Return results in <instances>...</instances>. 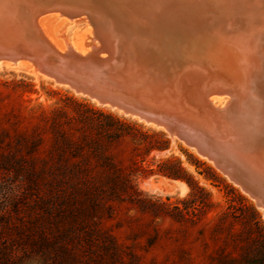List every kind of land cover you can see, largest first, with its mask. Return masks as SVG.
Here are the masks:
<instances>
[{
	"label": "trees",
	"instance_id": "trees-1",
	"mask_svg": "<svg viewBox=\"0 0 264 264\" xmlns=\"http://www.w3.org/2000/svg\"><path fill=\"white\" fill-rule=\"evenodd\" d=\"M68 100L74 115L0 109V264H197L188 224L206 213L210 194L178 159L148 160L168 136ZM138 136L143 149L130 145ZM148 175L185 182L190 198L180 206L144 193L138 182ZM240 198L243 230L227 227L224 213L212 237L219 248L202 264H264L261 214ZM167 218L182 228L162 231L157 220Z\"/></svg>",
	"mask_w": 264,
	"mask_h": 264
},
{
	"label": "bare ground",
	"instance_id": "bare-ground-1",
	"mask_svg": "<svg viewBox=\"0 0 264 264\" xmlns=\"http://www.w3.org/2000/svg\"><path fill=\"white\" fill-rule=\"evenodd\" d=\"M20 1L0 0V22L22 15ZM130 3V10L116 2L106 4L102 10H92L91 22L97 29L119 24L151 26L146 33L174 50L181 63L180 73L173 81L168 80V85L175 86L179 95L183 88L192 85L199 93V106H191L193 102L189 105V99L181 96L185 107L190 106L188 110L184 108L185 119L192 125L204 126L225 154L255 174L264 189V0H130ZM28 5L34 14L41 12L40 8ZM56 16L60 18L57 13ZM43 18L39 17L37 25L32 26L36 35L64 53L70 47L65 40L67 33L60 28L52 35L46 31ZM58 32L64 35V40L59 41ZM29 40L35 43L33 36ZM1 41L9 45L15 38L9 39L4 34ZM85 42L86 39L79 47L72 43L71 50L86 53ZM11 64L24 66L20 59ZM224 95L229 100L219 108L214 97ZM243 126L249 129L247 136Z\"/></svg>",
	"mask_w": 264,
	"mask_h": 264
},
{
	"label": "water",
	"instance_id": "water-1",
	"mask_svg": "<svg viewBox=\"0 0 264 264\" xmlns=\"http://www.w3.org/2000/svg\"><path fill=\"white\" fill-rule=\"evenodd\" d=\"M23 1L18 4L24 11L22 15L0 22V36L3 37H0L1 63L20 59L55 84L67 87L77 95L177 137L211 161L254 199L258 208L264 209V189L258 184L256 175L228 157L204 126L192 125L185 119L184 98L175 91V86L167 83L168 80L173 81L181 71V63L174 50L146 33L151 26L119 24L97 29L91 22L92 10H102L112 2L130 10V0ZM29 3L40 8L41 12L34 14ZM53 13L69 19L80 18L89 23L92 33L85 42L86 53L71 50L74 42L69 32H66V38L59 34L62 40H67V47L70 46L64 53H59L44 38L36 35L32 26L37 25L39 17ZM103 13L107 14L106 11ZM4 34L9 39L15 38V41L4 45L1 41ZM30 36L34 37L35 43L29 40ZM242 128L247 136L249 129L245 126Z\"/></svg>",
	"mask_w": 264,
	"mask_h": 264
},
{
	"label": "rangeland",
	"instance_id": "rangeland-1",
	"mask_svg": "<svg viewBox=\"0 0 264 264\" xmlns=\"http://www.w3.org/2000/svg\"><path fill=\"white\" fill-rule=\"evenodd\" d=\"M43 20V25L46 31L52 35H55V32L60 28H63V32H69L70 39L77 47L82 45L84 39L87 40V37L90 36L92 30L86 20H81L80 18L69 19L67 17L59 18L56 16V13L44 16ZM59 34L60 32H58L57 36L59 41H61L62 38ZM22 63L24 66L19 67L12 66L11 62L0 64L1 110L18 109L23 111L32 107L41 106L48 111L63 109L74 115L76 106L68 100V97H73L79 102H86L96 108L113 113L132 123L141 125L144 127V130L162 131L168 136L170 141L168 148L163 151H153L149 155L148 160L150 162H158L168 158L178 159L199 186L210 194L209 197L203 196V199L210 204L206 213H204V215L201 214L198 223L195 225L188 224L191 235L186 246L187 248H190L197 264H202V259L205 253H212L218 250L219 246L213 241L212 237L216 225L219 222V218L224 213L229 214L226 223L227 227H230L237 232L243 230L244 225L241 221H243L245 208L240 196H243L249 204H252L258 210L264 224V209L258 208L254 199L219 171L211 161L200 156L195 149L187 146L177 137H171L162 129L143 123L135 118L126 117L108 107H102L83 96L75 94L67 87L55 84L45 75L37 71L35 72V69L31 64L26 62ZM36 73L39 77L36 76ZM183 89L181 95L182 97L185 96L187 101L189 99V105L193 102L191 106H199L201 101H199V93L196 86L193 87L192 85L191 87L185 88L184 91ZM190 93H192V95ZM193 93L195 95H193ZM228 97V95L215 96L214 100L216 105L219 108L224 107L229 100ZM189 107H186L185 109L188 110L190 109ZM129 142L130 145L141 147L142 149L145 148L148 143V141L145 142V139L142 136H138V138L133 141L129 140ZM151 142L153 145H159L158 141ZM138 183L140 189L144 193L162 198L163 200H166V198L169 197L172 202L179 203L180 206H183L182 201L190 198V188L185 182L168 179L161 175H148L147 177H142L139 179ZM157 226L162 231H176L177 229L182 228V225L175 223L170 218L157 220ZM205 243H208V246ZM169 250L170 248H163L157 250L156 253L162 256Z\"/></svg>",
	"mask_w": 264,
	"mask_h": 264
}]
</instances>
